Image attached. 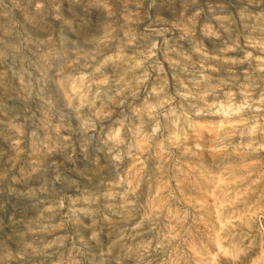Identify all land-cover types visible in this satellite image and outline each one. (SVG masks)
Returning a JSON list of instances; mask_svg holds the SVG:
<instances>
[{
    "label": "clouds",
    "instance_id": "1",
    "mask_svg": "<svg viewBox=\"0 0 264 264\" xmlns=\"http://www.w3.org/2000/svg\"><path fill=\"white\" fill-rule=\"evenodd\" d=\"M0 264H264V0H0Z\"/></svg>",
    "mask_w": 264,
    "mask_h": 264
}]
</instances>
